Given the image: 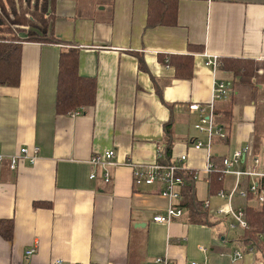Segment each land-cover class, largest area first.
I'll return each instance as SVG.
<instances>
[{
    "label": "crops",
    "instance_id": "crops-1",
    "mask_svg": "<svg viewBox=\"0 0 264 264\" xmlns=\"http://www.w3.org/2000/svg\"><path fill=\"white\" fill-rule=\"evenodd\" d=\"M104 1L90 7L56 0L52 30L61 44L23 43L18 86H0L1 154L40 150L36 163L22 161L14 171L0 163V220L13 226L10 240L0 236V264H264V251L236 244L240 230L230 236L210 219L190 224L184 213L169 224L154 223L167 205L160 187H135L124 165L156 162L168 140L164 126L171 124L170 160L185 154L187 169L205 166V150L191 145L205 138L187 111L188 104L211 98L213 72L204 55L264 62V0H181L177 25L154 28H146V0ZM188 45L201 51L187 53ZM69 47L78 50V74L96 84L94 104L75 116L55 111L58 59ZM186 53L193 57L192 75L177 80L160 56ZM216 77L231 80L220 70ZM261 91H232L216 103L215 109L231 107L229 126L220 125L226 140L210 147L214 160L246 146L264 158V129L254 112L264 103ZM107 151L114 152L115 166L105 184L103 170L87 162ZM93 171L96 178L89 179ZM207 176L194 183L197 201L202 191L208 195ZM30 248L33 254L25 255ZM235 251L243 255L233 262Z\"/></svg>",
    "mask_w": 264,
    "mask_h": 264
},
{
    "label": "trees",
    "instance_id": "trees-1",
    "mask_svg": "<svg viewBox=\"0 0 264 264\" xmlns=\"http://www.w3.org/2000/svg\"><path fill=\"white\" fill-rule=\"evenodd\" d=\"M56 0H0V86L16 87L19 84L21 48L23 43L61 44L52 30L54 21V6ZM181 0H146V28L175 27L177 25L178 5ZM201 47L187 46V53H197ZM184 55H163L160 61L164 65L174 67V77L177 80H188L192 75L193 57ZM78 50L74 47L63 48L58 59V75L55 98L57 115L72 114L76 110L91 107L95 102L96 84L93 78L78 74ZM221 72L230 74L232 91L246 90L254 95L259 87L264 88V62L241 59H219ZM260 71V72H259ZM234 97V96H233ZM233 103V102H232ZM230 107L215 109L218 125L225 129L229 126ZM219 118L221 120H219ZM171 124L164 126L167 142L162 149V163H170ZM226 140V139H225ZM221 159L212 158L216 169L221 168ZM181 190L184 217L190 224L207 225L209 217L203 201H197L194 195V182L187 172ZM264 190V178L257 180ZM208 195H215L222 189V175L211 172L206 178ZM37 203L35 206H40ZM245 219L248 228L239 231L236 244L249 250L259 248L264 251V240L258 237L264 230V202L255 205L243 202ZM12 222L0 220V236L5 240L12 238ZM226 234V231L224 232ZM244 252V251H243Z\"/></svg>",
    "mask_w": 264,
    "mask_h": 264
},
{
    "label": "built area",
    "instance_id": "built-area-1",
    "mask_svg": "<svg viewBox=\"0 0 264 264\" xmlns=\"http://www.w3.org/2000/svg\"><path fill=\"white\" fill-rule=\"evenodd\" d=\"M206 58L205 66L210 67L213 72L212 91L210 101L206 104L190 103L187 106V111L190 114L197 116V122L194 125L195 130L204 136V141L195 139L191 141L192 148L195 151L205 150L206 164L202 169L191 170L184 165L186 155L183 154L176 161L170 163H162V150L157 151L156 162L149 165L133 164L125 162L124 165L132 171V183L135 187L139 186H159V194L166 201V210L164 215L155 216L152 221L159 224H169L174 219H179L183 216L184 209L180 206L182 201L181 190L184 187L185 179L182 175L187 172L192 181L195 183L202 175H208L211 172H218L224 176H232L234 178V186L231 190L222 188L215 196L223 200L226 205L219 208L216 212L217 218L226 223V232L243 230L248 228V223L245 219V211L243 202L247 200L250 204H261L264 202V190L260 188L257 180L264 178V158L252 156L249 147H243L233 152L231 157H222L221 168L216 169L212 163L210 147L215 140L225 139V130L218 125L215 120L216 103L227 100L232 93V81L216 77V72L219 70L220 62L216 57ZM79 112H73L71 116L77 115ZM161 150V151H160ZM39 148L31 149L20 148L19 151L10 156H4L0 152V163L4 160L8 162L10 170H16L20 162L27 161L30 164L36 163L39 157ZM114 158L113 151H107L100 154H93L88 164L91 167H99L103 171L102 180L105 184L111 182L110 167L115 166L112 162ZM250 158V166L245 164ZM244 165V168H241ZM96 174L90 173L89 179H95ZM204 208H208L209 201H203ZM264 239V230L261 234ZM201 252H205L203 247H199ZM34 252L33 248L28 249L25 255L30 256ZM243 253L235 251L232 255V261L242 259ZM158 263L167 264L166 261L157 260ZM53 264H62L61 260H55ZM191 264H199L192 262Z\"/></svg>",
    "mask_w": 264,
    "mask_h": 264
},
{
    "label": "rangeland",
    "instance_id": "rangeland-1",
    "mask_svg": "<svg viewBox=\"0 0 264 264\" xmlns=\"http://www.w3.org/2000/svg\"><path fill=\"white\" fill-rule=\"evenodd\" d=\"M84 2L86 3V5H88L90 7L91 6H95L98 3L99 4H102V3L104 4L105 3L104 0H84ZM261 95H264V92H262ZM262 99L264 100V97ZM243 105L245 107L252 108V106H249L250 105L249 103H244ZM256 109H258L256 122H258L259 130L262 131L264 129V103L263 104H261V103L257 104L256 107L254 108V112H256ZM189 131H190L189 132L190 134H194V132H195V130L192 129L191 126L189 128ZM263 134H264V132L262 133V135ZM222 184H223V188L229 191L234 186V178L232 176H224L223 179H222ZM204 189H205V187H204V184H203L202 190H204ZM199 197H200V199H203V201H209V206L207 208V215H208L209 219L211 221L215 222L216 226H218L219 228H221L223 230L225 229V231H226V223L228 222V220L226 222H222V221L219 222V221H217V215H216L217 210L219 208L225 206L226 203L223 200L217 198L214 195L211 196V197H208V195H206V191L205 190L202 191V193L199 194ZM236 231L237 230L230 231V232H228V234L230 236H232V235L235 234ZM255 255H256L257 260L261 257V254L258 253V252H256Z\"/></svg>",
    "mask_w": 264,
    "mask_h": 264
}]
</instances>
